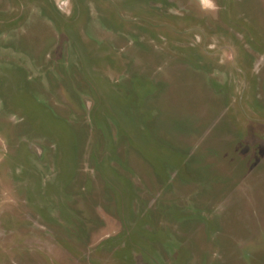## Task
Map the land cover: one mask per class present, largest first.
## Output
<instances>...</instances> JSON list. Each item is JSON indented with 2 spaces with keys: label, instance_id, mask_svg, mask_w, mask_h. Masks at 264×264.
Instances as JSON below:
<instances>
[{
  "label": "rangeland",
  "instance_id": "1",
  "mask_svg": "<svg viewBox=\"0 0 264 264\" xmlns=\"http://www.w3.org/2000/svg\"><path fill=\"white\" fill-rule=\"evenodd\" d=\"M0 0V264H264V0Z\"/></svg>",
  "mask_w": 264,
  "mask_h": 264
},
{
  "label": "clouds",
  "instance_id": "2",
  "mask_svg": "<svg viewBox=\"0 0 264 264\" xmlns=\"http://www.w3.org/2000/svg\"><path fill=\"white\" fill-rule=\"evenodd\" d=\"M201 4L206 8H215L213 0H201Z\"/></svg>",
  "mask_w": 264,
  "mask_h": 264
}]
</instances>
